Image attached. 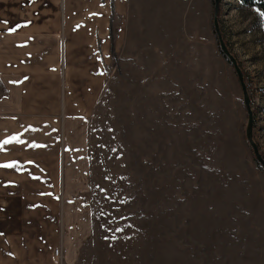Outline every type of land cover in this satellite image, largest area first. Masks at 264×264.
I'll return each mask as SVG.
<instances>
[{
	"label": "rangeland",
	"instance_id": "obj_1",
	"mask_svg": "<svg viewBox=\"0 0 264 264\" xmlns=\"http://www.w3.org/2000/svg\"><path fill=\"white\" fill-rule=\"evenodd\" d=\"M122 2L88 57L102 91L77 113L88 155L72 196L86 224L72 264H264V173L213 0ZM218 21L264 157V18L220 0Z\"/></svg>",
	"mask_w": 264,
	"mask_h": 264
},
{
	"label": "crops",
	"instance_id": "obj_2",
	"mask_svg": "<svg viewBox=\"0 0 264 264\" xmlns=\"http://www.w3.org/2000/svg\"><path fill=\"white\" fill-rule=\"evenodd\" d=\"M122 1L0 0V142L16 138L0 143V264H72L79 254L86 221L72 169L88 140L77 113L102 91L103 69L88 57Z\"/></svg>",
	"mask_w": 264,
	"mask_h": 264
},
{
	"label": "water",
	"instance_id": "obj_3",
	"mask_svg": "<svg viewBox=\"0 0 264 264\" xmlns=\"http://www.w3.org/2000/svg\"><path fill=\"white\" fill-rule=\"evenodd\" d=\"M213 4H214V8H213L212 23H213L214 32L216 34V38L218 41L219 50L221 54L228 60V62L232 66L236 74L238 83L240 85L241 92H242V102H243L246 115H247V121H246V126H245V138H246L248 145L251 148L255 161L260 165L264 173V157L259 151L258 145L253 138L254 115H253V110L251 108L250 96H249V92L247 90V86L244 80L243 72L237 62L236 57L231 53L227 44L225 43L221 30H220V25L218 21L220 0H213Z\"/></svg>",
	"mask_w": 264,
	"mask_h": 264
},
{
	"label": "trees",
	"instance_id": "obj_4",
	"mask_svg": "<svg viewBox=\"0 0 264 264\" xmlns=\"http://www.w3.org/2000/svg\"><path fill=\"white\" fill-rule=\"evenodd\" d=\"M240 3H241V5L246 6V7H253L256 10H258L261 14L264 15V0H240Z\"/></svg>",
	"mask_w": 264,
	"mask_h": 264
},
{
	"label": "snow or ice",
	"instance_id": "obj_5",
	"mask_svg": "<svg viewBox=\"0 0 264 264\" xmlns=\"http://www.w3.org/2000/svg\"><path fill=\"white\" fill-rule=\"evenodd\" d=\"M10 139H16L15 137H12V138H10ZM10 139H5L4 141H2V142H0V143H9L10 142Z\"/></svg>",
	"mask_w": 264,
	"mask_h": 264
},
{
	"label": "built area",
	"instance_id": "obj_6",
	"mask_svg": "<svg viewBox=\"0 0 264 264\" xmlns=\"http://www.w3.org/2000/svg\"><path fill=\"white\" fill-rule=\"evenodd\" d=\"M55 254L58 255V250H55Z\"/></svg>",
	"mask_w": 264,
	"mask_h": 264
}]
</instances>
